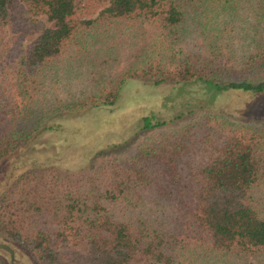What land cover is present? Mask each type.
Returning <instances> with one entry per match:
<instances>
[{
  "label": "trees",
  "instance_id": "16d2710c",
  "mask_svg": "<svg viewBox=\"0 0 264 264\" xmlns=\"http://www.w3.org/2000/svg\"><path fill=\"white\" fill-rule=\"evenodd\" d=\"M237 26L252 50L234 47ZM263 29L264 0H0V164L46 116L113 103L130 78L264 93ZM198 108L145 116L86 170L0 181V236L34 264H264V125Z\"/></svg>",
  "mask_w": 264,
  "mask_h": 264
},
{
  "label": "rangeland",
  "instance_id": "374dc122",
  "mask_svg": "<svg viewBox=\"0 0 264 264\" xmlns=\"http://www.w3.org/2000/svg\"><path fill=\"white\" fill-rule=\"evenodd\" d=\"M34 18L45 25L51 23L44 14ZM261 32L264 35V29ZM34 36L35 33L26 37L25 42ZM231 41L240 52L254 48L253 40L244 34L240 26L233 32ZM125 62L121 60L111 69L116 73ZM70 77L71 91H75L81 83L89 82L85 71ZM198 107L225 114L232 119L264 125V93L254 94L240 87L215 86L202 79L175 82L130 78L121 84L113 103L46 116L34 132L31 144L20 152L19 157L0 164V181L6 182L17 173L42 164L67 172L86 170L98 152L128 142L140 129L145 116L170 120L178 114L187 116ZM33 108L36 113L42 109L40 106ZM32 119L34 121L36 117L29 119L25 116L19 124L30 125ZM13 166L15 168L12 169ZM2 242L13 250L12 256L7 249L0 248L9 264H34L24 248L0 236ZM62 251L67 252V249ZM242 264L259 263L254 258H248Z\"/></svg>",
  "mask_w": 264,
  "mask_h": 264
},
{
  "label": "water",
  "instance_id": "95a60500",
  "mask_svg": "<svg viewBox=\"0 0 264 264\" xmlns=\"http://www.w3.org/2000/svg\"><path fill=\"white\" fill-rule=\"evenodd\" d=\"M0 247L8 249L11 252V255L13 256V250L8 246V244L2 242V243H0Z\"/></svg>",
  "mask_w": 264,
  "mask_h": 264
},
{
  "label": "flooded vegetation",
  "instance_id": "af4514ba",
  "mask_svg": "<svg viewBox=\"0 0 264 264\" xmlns=\"http://www.w3.org/2000/svg\"><path fill=\"white\" fill-rule=\"evenodd\" d=\"M1 248V247H0ZM2 249V248H1ZM6 251H8L9 253H10V255H11V252L7 249Z\"/></svg>",
  "mask_w": 264,
  "mask_h": 264
}]
</instances>
